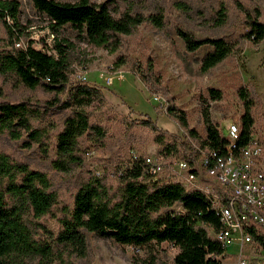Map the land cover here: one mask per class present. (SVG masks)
I'll return each instance as SVG.
<instances>
[{
  "label": "trees",
  "instance_id": "1",
  "mask_svg": "<svg viewBox=\"0 0 264 264\" xmlns=\"http://www.w3.org/2000/svg\"><path fill=\"white\" fill-rule=\"evenodd\" d=\"M31 1L34 9L48 19L52 33L70 25L92 46H104L111 52L120 47L124 35L142 23H150L155 28L164 25L162 12L148 15L127 12L116 18L105 1ZM19 6L17 0H0V20L13 40L12 45L20 42L22 35L18 24ZM226 15L225 6L220 7L216 11L217 21L224 22ZM245 23L243 39L253 43L264 39V22L257 16L247 15ZM174 30L188 53H195L203 46L210 47L200 60L199 68L203 73L235 52L238 46L237 42L224 37L196 36L179 24ZM71 48V42L56 36L52 44L45 42L42 48L30 43L0 51L2 72L15 75L30 88L42 86L54 91L52 99L37 102L35 109L25 102L0 103V128L15 138H20L21 131L25 132L28 137L25 146L29 147L32 142L40 140V132L32 125V120L43 111L39 108L68 110L64 128L57 135L56 152L58 156L75 160L80 137L94 133L96 140L104 135L102 128L90 121L87 112V107L103 100V94L86 82L68 86ZM136 67L148 91L164 99L166 113L185 129L190 138L198 137L196 131L189 128L185 112L176 105L168 88L155 74L151 58L144 66ZM207 94L213 100L222 98V91L215 87H208ZM237 94L244 109L239 118L238 144L244 145L255 123L253 109L256 101L253 89L247 86L239 87ZM201 115L205 135L198 137V143L222 149L227 140L212 121L208 105L201 108ZM144 123L156 132V141L162 145L158 153L191 158V143L178 139L164 143L156 125L149 119ZM139 160H142L141 156ZM117 173L121 180L117 189L109 190L94 177L80 185L71 208L67 209L65 205L60 206L57 191L50 188L42 171L24 163L10 162L8 156L0 154V264H73L66 261L87 254L84 231L134 247L166 242L177 249L174 264H220L217 256L224 250L209 234V229H217L220 221L203 193L172 180L162 181L163 177L150 180L142 174L139 162L130 164L129 160L124 170ZM175 204L180 209H174ZM59 206L62 215L56 218V228L41 221ZM257 239L262 241L260 237ZM144 264H156L155 257L149 256Z\"/></svg>",
  "mask_w": 264,
  "mask_h": 264
},
{
  "label": "rangeland",
  "instance_id": "2",
  "mask_svg": "<svg viewBox=\"0 0 264 264\" xmlns=\"http://www.w3.org/2000/svg\"><path fill=\"white\" fill-rule=\"evenodd\" d=\"M20 4L18 24L22 29L20 44H32L40 48L45 42L52 44L54 37H63L72 44L69 50V84L82 80L99 89L102 101L87 107L90 121L99 125L104 135L96 138L94 133L79 138L75 152L77 159L58 156L57 135L64 128L68 110L54 108L43 110L32 120L40 132V140L25 146L28 137L21 131L20 138L11 136L0 128V154L8 156L10 162L24 163L32 169L42 171L48 178L50 188L57 191L61 205L70 209L77 189L84 182L98 178L109 190L119 187L118 176L124 170L132 154L153 155L162 149L156 141V132L144 123L149 119L160 130L164 143L175 139L195 144L204 137L201 108L209 107L212 121L221 134L226 132L229 122H239L243 102L237 89L247 86L255 94L254 131L264 136V39L253 43L242 38L246 31L247 15L257 16L264 22V0H92L105 1L112 15L119 18L124 13L143 15L162 12L164 25L155 28L144 22L130 34L122 37L120 47L111 52L108 48L95 47L70 25L60 27L52 33L49 21L36 11L31 0H17ZM74 1V0H58ZM225 6L226 17L219 23L216 11ZM181 25L199 37H224L238 43L235 52L227 56L208 72L200 71V60L210 47L203 46L195 53L185 51L174 26ZM53 34V35H52ZM6 28L0 20V51L12 45ZM154 63L155 74L163 86L174 97L176 105L185 112L188 126L198 137L190 138L185 129L165 111L164 99L151 94L140 80L136 66H144L147 59ZM112 77L106 84V76ZM222 91V98L208 97L207 88ZM54 91L42 86L30 88L15 75L0 70V103L25 102L33 107L39 101L50 100ZM157 97V99L155 98ZM167 169L162 181L168 180ZM41 218L46 225L56 228L57 217L62 215L61 207ZM174 209H180L178 204ZM87 240V254L82 258L73 257L66 261L73 264H144L149 256L155 257L156 264H174L177 249L168 243L151 244L143 247L122 245L110 237H102L84 231ZM209 234L212 236L211 229ZM253 248V247H252ZM250 249L245 246L244 253ZM248 264H264L254 256L258 248L251 249ZM238 245L232 243L222 256L224 264H236ZM247 258V260H248ZM53 264H62L55 262Z\"/></svg>",
  "mask_w": 264,
  "mask_h": 264
},
{
  "label": "built area",
  "instance_id": "3",
  "mask_svg": "<svg viewBox=\"0 0 264 264\" xmlns=\"http://www.w3.org/2000/svg\"><path fill=\"white\" fill-rule=\"evenodd\" d=\"M15 45L22 46L20 42ZM85 79V75H81L78 82ZM111 81L112 77L106 76V84ZM254 127L255 123L244 145L238 144L240 120L227 124L226 132L222 134L227 142L222 149L190 140L193 153L190 159L158 152L145 156L132 154L129 159L130 164L139 162L142 174L150 180L163 177L167 169L168 180L204 194L220 221L217 229H211L213 238L224 250L217 256L220 264H224L221 258L232 243L238 245L236 264H248V255L253 248H258L253 255L264 261V136L257 134ZM245 246L250 249L248 254L244 253Z\"/></svg>",
  "mask_w": 264,
  "mask_h": 264
}]
</instances>
